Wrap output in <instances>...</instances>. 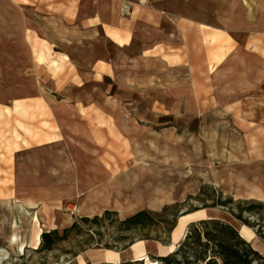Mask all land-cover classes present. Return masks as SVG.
Returning a JSON list of instances; mask_svg holds the SVG:
<instances>
[{
  "label": "rangeland",
  "instance_id": "374dc122",
  "mask_svg": "<svg viewBox=\"0 0 264 264\" xmlns=\"http://www.w3.org/2000/svg\"><path fill=\"white\" fill-rule=\"evenodd\" d=\"M127 1L131 6L140 0ZM21 2L0 0V264H161L155 256L173 251L190 222L210 217L230 222L264 255V240L254 229L225 209L208 206L210 201L200 192L204 189L210 193L212 187L224 198L264 204V86L231 98L216 100L211 95L210 100L200 101L199 85H183L179 79L168 83L161 62L153 66L159 75L156 85L142 86L144 97L153 86L158 99L145 98L127 105L143 109L137 122L126 129L120 126L123 118L110 120L96 113L99 148L90 155L106 161L113 174L105 199L83 208H75V203L69 201L56 207L43 204L39 212L13 213L15 164L25 160L31 164L32 149L25 147L39 142L55 126L39 95L52 91L45 76L55 73V69L41 67L45 58L41 42L30 31L28 10ZM139 67L143 70L139 72H147L152 66L145 63ZM120 105L117 102L104 106L119 109ZM97 107L100 106L92 109L98 112ZM103 128L106 133L100 132ZM68 151V156L78 160L87 156L81 148ZM54 152L43 154V159H53ZM34 168L36 172L40 170L37 165ZM173 205L179 216L164 243L141 239L123 249L105 248L94 243L96 236L93 241L86 240L87 226L79 220L81 216L100 215L105 209L116 212L113 221L140 209L159 212ZM186 210L190 212L181 215ZM260 214L264 216V209ZM73 222L80 224V233L70 231L51 249L40 248L42 232L55 229L61 234ZM110 225L107 220L97 227L103 233L102 243L111 242L116 235ZM19 240L28 243L21 242L23 247L19 249Z\"/></svg>",
  "mask_w": 264,
  "mask_h": 264
},
{
  "label": "crops",
  "instance_id": "0c3cea01",
  "mask_svg": "<svg viewBox=\"0 0 264 264\" xmlns=\"http://www.w3.org/2000/svg\"><path fill=\"white\" fill-rule=\"evenodd\" d=\"M122 1L21 2L30 31L41 42V67L55 69L45 76L52 91L39 94L55 126L25 147L32 149L31 164H15L13 213L39 212L43 204L56 207L69 201L83 208L105 199L113 174L105 160L90 155L99 148L96 113L123 118L120 126L126 129L137 122L143 109L127 105L158 99L153 86L147 97L142 88L156 85L155 62H161L168 83L179 79L183 85H199L200 101L264 86V0H140L128 14L120 11ZM145 63L152 67L141 72ZM117 102L119 109L104 106ZM97 104L98 112L92 109ZM75 147L87 151L86 158L68 156L65 151ZM50 150L53 159L44 160Z\"/></svg>",
  "mask_w": 264,
  "mask_h": 264
},
{
  "label": "trees",
  "instance_id": "16d2710c",
  "mask_svg": "<svg viewBox=\"0 0 264 264\" xmlns=\"http://www.w3.org/2000/svg\"><path fill=\"white\" fill-rule=\"evenodd\" d=\"M209 191L210 193H206L204 189L200 190L201 195H205L210 201L208 206L225 209L234 219L254 229V233L264 240V222H261L264 216L260 214L264 204L255 201H235L231 197L224 198L221 191L212 187H209ZM188 212L190 210H186L181 215ZM114 216L116 212L109 209H105L100 215L81 216L80 222L88 229L86 240L93 241V236H96L98 238L94 243L117 250L141 239H155L164 243L179 214L176 205H173L164 206L159 212L140 209L124 218H116L112 221ZM252 216L256 218H251ZM107 220L111 222L110 227L114 229L116 235L111 238V242L102 243L103 233L97 227H101ZM152 229H155V234L151 236ZM70 231H74L75 234L80 233V224L73 222L69 227L63 228L61 234L55 229L42 232L40 248L51 249L56 242L65 239ZM155 258L161 264H264V255L256 250L230 222L217 217L190 222L178 246L173 251Z\"/></svg>",
  "mask_w": 264,
  "mask_h": 264
},
{
  "label": "built area",
  "instance_id": "2783aa9c",
  "mask_svg": "<svg viewBox=\"0 0 264 264\" xmlns=\"http://www.w3.org/2000/svg\"><path fill=\"white\" fill-rule=\"evenodd\" d=\"M130 9H131V6L130 4L128 3L127 0H123L121 2V5H120V11L123 13V14H128L130 12Z\"/></svg>",
  "mask_w": 264,
  "mask_h": 264
},
{
  "label": "bare ground",
  "instance_id": "6f19581e",
  "mask_svg": "<svg viewBox=\"0 0 264 264\" xmlns=\"http://www.w3.org/2000/svg\"><path fill=\"white\" fill-rule=\"evenodd\" d=\"M2 219H3V218H2ZM22 247H23V244L21 243V244L19 245V249H22ZM142 256H144V255H142ZM142 256H140L141 259L143 258Z\"/></svg>",
  "mask_w": 264,
  "mask_h": 264
},
{
  "label": "water",
  "instance_id": "95a60500",
  "mask_svg": "<svg viewBox=\"0 0 264 264\" xmlns=\"http://www.w3.org/2000/svg\"><path fill=\"white\" fill-rule=\"evenodd\" d=\"M201 219H203V218H201ZM239 231V230H238ZM240 233V232H239ZM241 234V233H240ZM242 235V234H241ZM243 236V235H242ZM244 237V236H243Z\"/></svg>",
  "mask_w": 264,
  "mask_h": 264
}]
</instances>
